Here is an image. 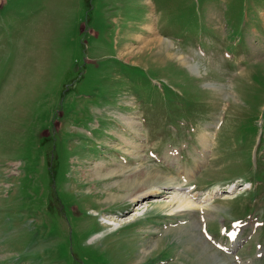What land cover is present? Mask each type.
<instances>
[{
  "label": "rangeland",
  "instance_id": "1",
  "mask_svg": "<svg viewBox=\"0 0 264 264\" xmlns=\"http://www.w3.org/2000/svg\"><path fill=\"white\" fill-rule=\"evenodd\" d=\"M235 219L264 252V0H0V264H236Z\"/></svg>",
  "mask_w": 264,
  "mask_h": 264
},
{
  "label": "bare ground",
  "instance_id": "2",
  "mask_svg": "<svg viewBox=\"0 0 264 264\" xmlns=\"http://www.w3.org/2000/svg\"><path fill=\"white\" fill-rule=\"evenodd\" d=\"M149 28V27H148ZM150 30V29H149ZM152 30V29H151ZM154 31V32H153ZM153 34H154V36L151 38V39H144V44H143V42H142V45H146L147 44V47H148V49H151V48H156V47H158V45L155 43V42H158L159 43V45L161 46V45H163L164 43V41H162L161 40V38L159 37V35L157 34V32L153 29ZM151 35V31H150V34L149 35H147V36H150ZM142 41V40H141ZM150 42H152V43H150ZM156 46V47H155ZM159 50V49H158ZM119 115H123V119L126 121V123L130 126V128H131V130L135 133V135H133L132 137H133V139H135V140H133V139H126L125 137H123V138H125L126 140H124V141H127V142H125V143H127V144H130L131 145V143H133V141H135V142H140V138L137 136V138H136V135L138 134L139 135V121L138 120H136L134 117H132L131 115H124V114H122V113H119ZM121 129V128H120ZM123 131V130H122ZM120 136V135H119ZM139 144V143H138ZM131 148H132V150L133 151H137L138 150V145L136 144V143H134V145H131L130 146ZM117 164V165H116ZM114 168H110V167H107V165L105 164V162L104 163H102V162H98L97 161V163H94V165H93V167L91 168V170H90V172H92L93 173V175H95V176H97V177H102V176H107V175H111L113 172H115L118 168H121L122 167V163H116V162H114ZM124 168H125V166H124ZM154 177H151L150 178V176H147L146 178H143L142 179V181L140 180H136L135 181V183H133V185L132 184H130V187H126L127 186V184H125V183H127L126 181H125V183H124V186L126 187L125 189H124V196L126 197V198H124V199H129V200H138L139 198H140V196H143V195H146V194H148L149 192H151V190H152V188H150V183L154 180V182L155 181H157V178L158 177H155L156 175H153ZM121 184V183H120ZM129 185V184H128ZM122 187H123V184L121 185ZM178 188V187H177ZM123 190V189H122ZM104 191V190H103ZM120 191V190H119ZM177 193H179V194H182V195H184V196H186V197H188L190 200H192L190 197H189V195H187V194H184V193H180L179 191H176ZM109 193H111V191L109 192ZM119 193V192H118ZM113 195H114V193H113ZM120 195V194H119ZM106 196V195H105ZM111 196V195H110ZM107 197V196H106ZM120 197H121V195H120ZM123 197V196H122ZM113 198V197H112ZM115 198V197H114ZM173 199H175V200H177V205L175 206V207H173L172 209H170V212L171 211H173L174 209H176V210H183V209H185V207H191L192 206V202L190 201V200H188L187 198H185V197H183V196H179L178 194H176L175 195V197H173ZM193 201V200H192ZM195 204V203H194ZM196 205V204H195ZM173 206V205H172ZM140 213V212H139ZM106 221L105 222H107V223H110L111 224V226L113 225V226H117L118 224H119V222L118 221H115V220H113V219H111V218H104ZM129 219H131V218H129ZM124 222V221H123Z\"/></svg>",
  "mask_w": 264,
  "mask_h": 264
}]
</instances>
